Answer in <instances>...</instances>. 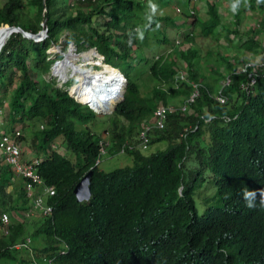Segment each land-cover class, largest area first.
Returning <instances> with one entry per match:
<instances>
[{
  "label": "trees",
  "instance_id": "obj_1",
  "mask_svg": "<svg viewBox=\"0 0 264 264\" xmlns=\"http://www.w3.org/2000/svg\"><path fill=\"white\" fill-rule=\"evenodd\" d=\"M143 1L29 0L35 7L32 14L23 9L22 0L0 4V27L17 24L36 32L46 16L47 33L41 40L13 31L0 47V134L12 131L17 122L21 131L24 123L37 122L29 144L35 153L45 152L38 171L54 187L47 196L50 214L25 215L29 200L24 179H15L0 154V212L7 211L11 221L7 233L0 231V264H31L34 259L50 264L42 255L52 257L51 264H264V60L243 71L236 69L235 59L222 54L219 59L231 70L224 75L209 64L207 74L195 68L196 47L190 44L176 53L170 47L149 62L153 83L143 92L135 66L142 58L140 43L166 40L162 27L177 21L169 14H148ZM231 1L238 6L239 0ZM262 3L249 0L244 8ZM98 14L107 16L102 24L95 22ZM207 15L198 17L194 6L188 12L190 22L200 25V35L222 27L214 1H208ZM234 15L238 17L237 10ZM259 27H264V16L241 42L249 51L264 46ZM62 30H67L65 40L80 49L95 47L103 62L126 77L123 96L112 111L96 112L53 79L39 77L51 68L55 58L46 49ZM191 35L186 32L184 37L192 40ZM91 50L90 56L97 55ZM181 63L186 79L175 85L184 69ZM250 70L256 82L242 88ZM214 72L218 77L210 74ZM226 76L231 81L222 87L228 96L222 103L211 92ZM189 79L202 86L195 100L180 110L179 103L192 89ZM171 97L181 100L173 103ZM159 103L176 109L167 113L163 127L150 128L149 144L165 139L167 145L148 154L137 146L126 147L132 164L100 168L95 163L99 139L111 140L104 154L119 153L124 142L137 141L139 129ZM101 113L109 114L108 125L95 131L88 123ZM20 136L26 139L23 131ZM60 136L74 160L52 148ZM206 168L221 204H208L198 213L193 194ZM88 171L91 194L77 200L73 188ZM245 192L255 194L254 207L247 206ZM26 238L29 244L12 246ZM60 241L67 245L63 252Z\"/></svg>",
  "mask_w": 264,
  "mask_h": 264
},
{
  "label": "rangeland",
  "instance_id": "obj_2",
  "mask_svg": "<svg viewBox=\"0 0 264 264\" xmlns=\"http://www.w3.org/2000/svg\"><path fill=\"white\" fill-rule=\"evenodd\" d=\"M3 1L5 0H0V4ZM22 1L24 4L23 9L27 13L32 14L35 10V7L31 6L30 3H28L29 0ZM208 1H214L216 3V6L218 7L220 13V21L222 27H220V29L218 28L219 26L216 27L215 30L208 35H200L198 34L200 25L190 22V16L187 15L190 9L194 6V13L201 19L206 18L208 16ZM143 2L145 5V10L148 14H169L173 19L177 20L174 24L163 26L164 29L162 27V31L164 30V33L167 37L166 40L160 42L155 39H148L147 41H142V43H140L139 50L140 56H142V58L135 62V66L136 71L139 72L138 77L143 92H147L153 83L148 74L149 62L156 54L165 52L170 47L173 48V52L175 53L178 52V49L187 48L190 44L196 47L198 49V57L195 58V68L199 71H205L207 74H209L207 72L209 64L214 65L217 69L221 70L224 75H226L231 70V68L229 69L228 65L224 63L223 60L219 59V56L222 54L229 60L235 59L237 67L236 69H241L246 61H249L251 64H253L251 65V67L255 66L264 58V46H262L259 51L253 52L249 51L247 48H245V46L241 44L246 36L251 34H248L247 30L253 25H257V23L260 22V19L264 16V3H262L263 5L260 6L257 4L255 8H244L245 6L249 5V0H239V4L236 7L231 0H169L166 4L164 3L166 2L165 0H144ZM177 8H179V10ZM235 10H237L238 12L237 18H235L234 15ZM61 11H63V9H61ZM106 18L107 16L98 14L97 16H95V22L102 24ZM138 29L139 27H137V30ZM217 29L219 30L217 31ZM260 30H258L259 35H257L264 44V27H261ZM190 31L192 32L191 36H193L192 40H188V38L184 37V34ZM66 32L67 30H62L57 40L52 42L46 49L48 57H52L55 59L51 65L49 72L40 74L39 77L46 80L53 79L56 85L63 86L68 90L71 87L72 90V86L79 84L78 78L75 75L76 71H74V73H72V75L67 78L68 80H65L66 82L61 81L60 76L54 74V72L57 73L55 70L54 72L52 71L56 61L60 60L57 65L60 62L65 63L67 57H69V55L66 56V54L69 53L71 47L74 48L73 50L76 53L75 55H78L74 60L76 70L81 71L84 68L88 69V67L92 66L96 69L103 67L101 65H98L99 61L102 60L99 54H93L92 56H90V54L88 53L89 51H92V47L83 49L77 48L76 44L73 41L65 40ZM176 39H178L179 42L173 44ZM238 57L245 58L246 61L244 63H241L239 60L240 58ZM145 59L148 61H145ZM181 64L183 65V70L185 72L186 67L183 63ZM73 68L74 66L72 67V69ZM72 69L68 67L67 72L71 73ZM210 74L218 77L215 72ZM224 80V77L219 78L216 88L221 87ZM125 84L126 82L124 81L123 87H125ZM9 92L10 91H7L5 95L6 101H4V109H7L8 107L7 99L9 96ZM121 98L122 96H120V99ZM180 100V97L170 98V101L173 103H179ZM110 110L112 111L113 108L109 107L105 111L110 112ZM108 115L109 114L105 113L96 114V117L92 121H90L88 125L95 131H102L108 125ZM35 125H32L31 122H29L28 125H26L25 123L23 124L22 131L26 137L25 140L27 143L25 148L27 149L28 155H33L35 153V151L29 144V139L30 136H32V131L36 127ZM54 145L55 146H53V148L58 149L73 160L75 159L74 152L66 148L62 136L55 139ZM166 145L167 141L165 139L157 140L150 143L147 148L142 149V152L148 154L157 149L164 148ZM38 155L45 156V152L41 151L40 153H38ZM132 162V156L128 152L104 154L99 162V167L107 170L121 165L132 164ZM16 177L17 179L20 178L18 176ZM8 188L10 189V187ZM193 197L198 213L203 212L204 208L208 204H221V202L218 200L216 185L209 169H204L202 179H200L198 185L194 189Z\"/></svg>",
  "mask_w": 264,
  "mask_h": 264
},
{
  "label": "built area",
  "instance_id": "obj_3",
  "mask_svg": "<svg viewBox=\"0 0 264 264\" xmlns=\"http://www.w3.org/2000/svg\"><path fill=\"white\" fill-rule=\"evenodd\" d=\"M179 40L176 39L175 42H178ZM264 55V53H263ZM264 60V58H263ZM263 60L259 63L261 64ZM251 64L249 61H246L243 65V67L240 70L248 71V67H250ZM102 69V68H101ZM123 76V74L121 73ZM186 79V73L183 70H180L178 74L175 77V85L177 84L178 80H184ZM125 81V77L123 76V84ZM190 85L192 86V89L188 96L184 98L183 101H181L178 105V108L180 110H185L188 105L195 100V98L199 94V89L202 86L201 82H198L196 80H188ZM231 81L230 76H226L223 84L221 87H218L215 91L211 92V95L214 96L216 100L219 102H225L228 99V96L223 93L222 87L225 84H228ZM256 82V77L252 70L248 72V79L246 81H241L240 86L242 88H248L253 87ZM86 87H84V93H86V96H90L93 92H100V96L96 99L89 98L90 100H81L80 97H78V91H72L70 87V92L76 98L77 100L83 101L88 104L89 107H91L96 112H106L105 110L109 108L108 100L110 98H113L112 95L108 92V89L105 88L106 82L104 80H93L92 84L91 81H87ZM90 86H92V91L90 90ZM119 97V96H118ZM98 98H100L98 100ZM107 100V101H106ZM176 109V106L173 104H164L159 103L152 112V118L150 121H147L141 126L139 129L138 135H137V141L136 142H124L120 147L118 152H125L126 147L127 148H135L140 147L141 149H145L149 145V135L148 131L152 126L156 127H163L164 121L166 119L167 113ZM1 112V109H0ZM42 126V124H41ZM20 134H22L21 131V123L17 122V124L14 126V129L12 131H1L0 134V154L2 155V158L5 163L9 164L13 170V173L16 176H19L24 179V191L25 194L29 200L28 207L24 210L25 215H36V214H43L47 215L51 213L52 206L47 201V196L54 193V187L51 184H48L44 181L43 177L38 171V163L42 159V156L34 155V156H27L24 154V142L21 138ZM99 154L97 155L95 159V163H99L102 155L107 152V149L109 147V144H111V140L107 138H100L99 141ZM54 143L52 144L53 148ZM10 217L7 211H1L0 212V231L7 233L8 232V226L10 224ZM26 242H16L12 246L15 248H20L22 245L29 244L30 240L28 238L25 239ZM62 244L61 252L65 250L67 247L66 243L63 241H60ZM41 259L43 261H47L51 264L52 257L47 255H42ZM41 260H33L31 264H40Z\"/></svg>",
  "mask_w": 264,
  "mask_h": 264
},
{
  "label": "bare ground",
  "instance_id": "obj_4",
  "mask_svg": "<svg viewBox=\"0 0 264 264\" xmlns=\"http://www.w3.org/2000/svg\"><path fill=\"white\" fill-rule=\"evenodd\" d=\"M11 32L12 31L10 30V27L8 26L0 28V47L4 44V42L9 37V35H11L10 34ZM73 49L74 48L71 47L69 53L66 54V56L69 55V57H67V60L65 61V63L60 62L57 65V63L60 60L56 61L52 71L54 72L55 70L57 73L54 72V74L59 75L61 81H65L69 76L72 75V73H74V71H76L75 75L78 78L79 84L72 86V91H75V90L78 91V97H80L81 100L82 99L90 100L89 98L91 97L96 99L97 97L100 96L101 94L100 92H93L89 97L85 95L86 93H84V87H86L85 83L87 81L89 82L91 81V84H92L93 80L94 82L98 80H104L106 82L105 88L108 89V92L112 95L113 99L117 100L121 96V92L123 88V76L121 75V72L116 67H113L110 64H106V63L104 64V62L102 61H99V64H98L103 67L102 69L100 68L96 69L95 67L92 66V67H88V69L84 68L81 71L76 70L74 60L78 55H75L76 53L74 52ZM73 66L74 68L72 69ZM68 67L72 69L71 73L67 72ZM90 90L92 91V86H90ZM99 99L100 98H98V100Z\"/></svg>",
  "mask_w": 264,
  "mask_h": 264
},
{
  "label": "water",
  "instance_id": "obj_5",
  "mask_svg": "<svg viewBox=\"0 0 264 264\" xmlns=\"http://www.w3.org/2000/svg\"><path fill=\"white\" fill-rule=\"evenodd\" d=\"M41 24H42V27L36 32L25 30L24 28H22L20 25H17V24H14V25L5 24V25H8V27H10V30L12 32L19 31L22 33L23 36L27 38H32L33 40L38 41V40H41L43 37H45L47 33L46 16H43ZM92 49H94L97 52V54H100L95 47H92ZM123 92H124V89L121 93L122 96H123ZM89 175H90V171L84 173L80 177V179L77 181V183L75 184L73 188V192L77 200L88 199L91 194Z\"/></svg>",
  "mask_w": 264,
  "mask_h": 264
},
{
  "label": "clouds",
  "instance_id": "obj_6",
  "mask_svg": "<svg viewBox=\"0 0 264 264\" xmlns=\"http://www.w3.org/2000/svg\"><path fill=\"white\" fill-rule=\"evenodd\" d=\"M178 10H179V8H177ZM190 12H191V9H190ZM100 56H101V54H99ZM102 57L103 56H101V59H102ZM102 61V60H101ZM103 62V61H102ZM104 64H105V62H104ZM117 68V67H116ZM101 69V68H100ZM118 70H119V68H117ZM120 71V70H119ZM121 72V71H120ZM122 73V72H121ZM123 74V73H122ZM123 76H124V74H123ZM125 77V76H124ZM125 82H126V77H125ZM123 89H124V87H123ZM123 89H122V91H123ZM69 92H70V89L68 90ZM71 93V92H70ZM122 93V92H121ZM122 96V95H121ZM118 98V97H117ZM76 99V98H75ZM120 99V97L117 99V100H114L113 98H110L109 100H108V104H109V107H111V108H113V106L115 105V103L118 101ZM80 101V100H79ZM81 102H83V101H81ZM84 104H86L87 106H88V104L87 103H85V102H83ZM91 108V107H90ZM92 109V108H91ZM111 111V110H110ZM101 112H103V111H101ZM38 155V154H37ZM43 157V156H42ZM244 195H245V200L247 201V206L248 207H254V204H253V199H254V196H255V194L254 193H250V192H245L244 193ZM262 204H264V201H262Z\"/></svg>",
  "mask_w": 264,
  "mask_h": 264
},
{
  "label": "crops",
  "instance_id": "obj_7",
  "mask_svg": "<svg viewBox=\"0 0 264 264\" xmlns=\"http://www.w3.org/2000/svg\"><path fill=\"white\" fill-rule=\"evenodd\" d=\"M23 142H24V154H26V155L29 156V157L34 156V155H37V153H34L33 155H28V154H27V153H28V152H27V149L25 148L27 142H26V140H23ZM18 177H19V176H18ZM15 179H17V177H16ZM17 180H18V179H17ZM17 180H16V181H17ZM18 182H19V181L15 182V184H17ZM15 184H14V185H15ZM9 187L11 188L12 186L10 185ZM12 189H13V188H12Z\"/></svg>",
  "mask_w": 264,
  "mask_h": 264
}]
</instances>
